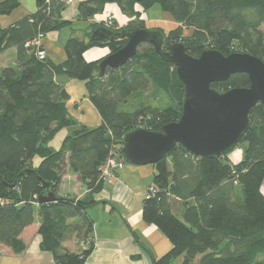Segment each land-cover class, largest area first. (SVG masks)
<instances>
[{"label":"trees","instance_id":"trees-1","mask_svg":"<svg viewBox=\"0 0 264 264\" xmlns=\"http://www.w3.org/2000/svg\"><path fill=\"white\" fill-rule=\"evenodd\" d=\"M79 17L88 21L117 3L132 19L126 27L146 28L142 12L159 5L179 25L165 36L163 50L183 43L187 53L199 57L205 50L224 55L249 53L264 62V0H76ZM18 0H0V15H10ZM67 5L61 0H37V11L7 28L0 26V54L16 49V67L0 68V247L15 254L25 251L23 231L38 218L42 249L54 256V264H85L95 248L94 221L88 209L105 182L101 167L113 152L125 161L123 140L128 132L145 128L162 132L164 125L182 115L184 90L173 64L164 62L154 47L143 44L126 65L107 69L100 77L103 59L88 62L84 53L92 47L121 49L126 40L91 42L101 24H91L89 41L75 33L67 40V61H40L26 43L39 33L71 28L62 18ZM116 26L117 23L115 22ZM183 28L193 29L183 36ZM61 78L86 82L89 98L104 119L96 128L80 126L67 135L58 150L49 143L65 128L75 127L66 103L70 96ZM247 74H235L226 82L213 83L218 91L249 88ZM151 87L159 105L142 104L133 112L120 105ZM158 95V96H157ZM159 95H162L159 97ZM167 100V102H165ZM250 125L240 141L222 156L197 158L177 144L153 166L156 195L144 200L143 221L156 226L172 248L153 264H264V105L249 114ZM246 143L242 160L235 164L230 152ZM40 158L38 165L34 159ZM67 170L79 175L88 193L83 198L58 197ZM241 190L243 199H239ZM52 191L55 202L41 203L39 197ZM76 237L87 247L74 253L64 243Z\"/></svg>","mask_w":264,"mask_h":264},{"label":"crops","instance_id":"crops-1","mask_svg":"<svg viewBox=\"0 0 264 264\" xmlns=\"http://www.w3.org/2000/svg\"><path fill=\"white\" fill-rule=\"evenodd\" d=\"M20 6L10 15H0V26L7 28L15 25L23 18L37 11V0H18ZM136 5V10H140ZM142 9V7H141ZM105 12L114 16L117 28L126 27L132 20L124 15L117 3L106 4L103 13L97 14L88 21L79 17L78 3H74L62 13L64 20L72 22L75 32L63 29L48 33L42 40L47 53V60L55 64L67 61L65 44L72 34L89 41L86 34L91 24H99L105 17ZM111 54L109 47L88 49L84 58L88 62L101 60ZM16 67V49L11 48L0 54V68ZM70 98L66 108L70 116L77 122L75 127L65 128L63 136L69 135L80 126L96 128L105 122L99 111L89 98L85 81L73 78H61ZM64 137V138H65ZM61 138V137H60ZM52 149H54L52 147ZM243 158L237 152L236 159L229 155L231 162L237 164ZM156 169L151 166L127 165L117 170L105 182L102 191L95 196L100 203L88 209V215L94 221L92 238L95 248L85 264H153L165 255L171 248L170 240L154 225L143 221L142 208L147 188L153 185ZM264 194V182L261 187ZM88 193L79 175L67 170L58 189V197L83 198ZM239 199H243L239 191ZM40 221L28 226L21 239L26 245L24 252L15 254L4 247L0 255V264H54L53 253L42 249V236L39 234ZM71 252L80 253L87 245L82 239L73 237L64 243ZM174 261V262H173ZM171 264H183V257L173 260Z\"/></svg>","mask_w":264,"mask_h":264},{"label":"water","instance_id":"water-1","mask_svg":"<svg viewBox=\"0 0 264 264\" xmlns=\"http://www.w3.org/2000/svg\"><path fill=\"white\" fill-rule=\"evenodd\" d=\"M117 40H126V44L103 58L99 65L100 77L109 68L126 65L141 45L149 44L164 62L175 66L184 90L182 115L177 122L164 125L162 132L139 128L125 135L123 152L127 162L133 165L157 164L177 144L197 158L222 156L247 132L251 109L259 103L264 105V62L249 53L224 55L219 50L208 49L199 57H193L180 42L164 51L162 32L147 28L116 32L101 26L90 38L91 42L102 44ZM235 74H247L250 87L226 92L212 87L213 83L226 82ZM57 199L54 192L48 191L38 200L48 203Z\"/></svg>","mask_w":264,"mask_h":264},{"label":"rangeland","instance_id":"rangeland-1","mask_svg":"<svg viewBox=\"0 0 264 264\" xmlns=\"http://www.w3.org/2000/svg\"><path fill=\"white\" fill-rule=\"evenodd\" d=\"M140 10L142 11L143 8L141 9V7H140ZM140 19L145 21L147 29L159 30L165 36H167L170 33V31L175 30L179 26L176 23V21L173 19V17L169 13L163 11L159 5H155L149 9H147L146 11L143 10V13H142V16ZM64 29L70 30V28H64ZM54 32H57V31H54ZM54 32H51V33H54ZM192 32H193V29L183 28V36H190L192 34ZM94 48H100V47H92L90 49H94ZM154 93H155V90L153 87H151L149 90L145 91L144 93L143 92L134 93L128 99L127 102L122 103L120 105V109L123 111H127V112H133V111L137 110L138 108H140V106L142 104H147V103L152 102L151 104H153V105H159V99L153 98ZM160 96H162V95H159V97ZM165 102H167V100ZM64 130L65 129H62L55 136V138L49 143V146L51 148L52 147L54 148L53 150L59 149V147H60V145H61V143L65 137V136H63ZM245 148H246V143L239 144L238 146L235 147L234 150H232L230 152L231 157L234 158L235 160H237L236 159L237 152H241V155H242V154H244ZM39 161H40V158L37 156L34 159V162L36 165H38ZM125 163L127 165H131V163H129L127 161H125ZM146 166H149V168H151V166H153V165H144L143 167H146ZM239 191L241 194V190H239ZM1 249L4 250V248H2V247H1Z\"/></svg>","mask_w":264,"mask_h":264},{"label":"built area","instance_id":"built-area-1","mask_svg":"<svg viewBox=\"0 0 264 264\" xmlns=\"http://www.w3.org/2000/svg\"><path fill=\"white\" fill-rule=\"evenodd\" d=\"M67 6H70L76 2V0H61ZM101 26H104L108 29L117 28L115 24L114 16L111 12H105V17L99 23ZM44 39V35L39 33L36 38L32 41L26 43V47L32 48L35 52V56L40 61L47 60V53L42 45V40ZM125 165V159L120 153L113 152L106 163L101 167L100 179L106 182L115 171L120 170ZM156 195V189L153 186H149L145 192V198L149 199ZM3 251L0 247V255L3 254Z\"/></svg>","mask_w":264,"mask_h":264}]
</instances>
